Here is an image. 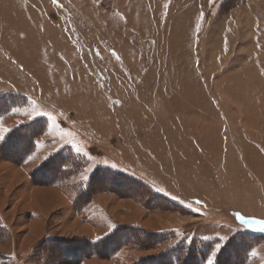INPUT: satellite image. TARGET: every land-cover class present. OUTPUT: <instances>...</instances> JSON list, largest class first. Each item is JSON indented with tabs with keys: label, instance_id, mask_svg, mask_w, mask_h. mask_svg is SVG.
Masks as SVG:
<instances>
[{
	"label": "rangeland",
	"instance_id": "374dc122",
	"mask_svg": "<svg viewBox=\"0 0 264 264\" xmlns=\"http://www.w3.org/2000/svg\"><path fill=\"white\" fill-rule=\"evenodd\" d=\"M2 93L27 105L1 128L48 122L6 161L62 198L36 215L17 198L24 171L0 160V264L213 261L230 238L233 264H264L246 222L264 221V0H0ZM60 148L83 161L62 152L33 182Z\"/></svg>",
	"mask_w": 264,
	"mask_h": 264
},
{
	"label": "trees",
	"instance_id": "16d2710c",
	"mask_svg": "<svg viewBox=\"0 0 264 264\" xmlns=\"http://www.w3.org/2000/svg\"><path fill=\"white\" fill-rule=\"evenodd\" d=\"M19 98H23V100L17 101ZM27 98L25 95L15 94V93H2L0 94V119L5 116L6 113L11 111L14 108L26 106ZM40 125H44L42 131L45 132L48 128V122L44 117H35L27 122H22L17 126L8 130L3 136V140L0 142V157L12 161L15 164L23 163L29 155L34 151L37 147V139L39 138L41 130L39 128ZM39 131V132H38ZM28 141V142H27ZM62 152H66L67 156L76 162L83 161L82 155L80 152L69 150L67 148H60L57 151L50 153L48 158L41 163L38 167H36L30 174L31 180L34 182L37 177V173H43L44 168L46 167L47 162L51 158H59L62 157ZM80 164V163H79ZM81 165V164H80ZM64 167V165H63ZM62 167V168H63ZM98 169L96 168L88 178V181L84 184L86 188L89 187L88 183H91V179L97 176ZM115 173V172H114ZM109 178V177H108ZM111 178V177H110ZM90 181V182H89ZM80 186V185H79ZM90 192V191H88ZM89 196V194L87 195ZM118 231L117 228L113 229L110 233H108L106 237H112L114 233ZM153 237H161L164 235L162 232L151 233ZM250 235H253L249 233ZM103 238V239H104ZM102 240V239H101ZM98 243V241H94V244ZM201 244H205L203 241ZM233 238L227 240L226 244H224L218 254L215 256L213 260V264H233L236 262L238 257L235 256L234 251L232 249ZM202 247V246H201ZM204 250L199 251L200 257H193L191 254L189 255H179L177 252H172L171 263L170 264H208L207 258ZM170 250H166L165 252L160 253L152 257L154 260L153 264H169L168 259H170ZM197 254V255H198Z\"/></svg>",
	"mask_w": 264,
	"mask_h": 264
},
{
	"label": "crops",
	"instance_id": "0c3cea01",
	"mask_svg": "<svg viewBox=\"0 0 264 264\" xmlns=\"http://www.w3.org/2000/svg\"><path fill=\"white\" fill-rule=\"evenodd\" d=\"M25 93V92H24ZM26 94V93H25ZM39 113V112H38ZM38 116H45L42 114H34L32 117L28 118V119H22L21 121L17 122L16 124L22 123V122H27L29 120H31L32 118L38 117ZM48 117V116H47ZM3 120H0V122H2ZM15 126V124L12 125H3V131H0V136H4L5 133L10 130L11 128H13ZM0 127V129H2ZM1 142V140H0ZM0 160L7 164L8 166L10 165L13 169L15 168H20L21 170L24 171L28 182L26 183V188L27 190H23L25 193H22L20 195L17 196V198H22L23 201H28L27 206L24 204V206H26L27 208H30L32 211L35 212L36 215L38 216H47L49 213H51L55 208H57L58 206H60V197L58 195V188L57 185H52V186H36L32 183H30L29 180V172L32 170L33 166H30L28 164L25 165H15L11 162H8L6 160H3L0 158ZM28 163V162H27ZM38 165V163H37ZM35 165V166H37ZM13 166H17V167H13ZM34 166V167H35ZM29 167V168H28ZM13 173L17 172V169L12 170ZM3 222V221H1Z\"/></svg>",
	"mask_w": 264,
	"mask_h": 264
},
{
	"label": "snow or ice",
	"instance_id": "6c2138e0",
	"mask_svg": "<svg viewBox=\"0 0 264 264\" xmlns=\"http://www.w3.org/2000/svg\"><path fill=\"white\" fill-rule=\"evenodd\" d=\"M54 2H55V0H54ZM203 18H204V13L201 12V14H200V20L202 21ZM200 27H201V24L198 22V23L196 24V31H197V33L199 32ZM52 119H55V118L53 117ZM0 131H3V129H0ZM0 140H3V136H0ZM76 151L79 152V151H81V150H80L79 148H77ZM239 219L244 220V217L241 215V216H239ZM246 222L260 224L262 230H264V221H260V220H252V221H246ZM97 239H99V237H97ZM208 264H213V261H212V260H209V261H208Z\"/></svg>",
	"mask_w": 264,
	"mask_h": 264
}]
</instances>
